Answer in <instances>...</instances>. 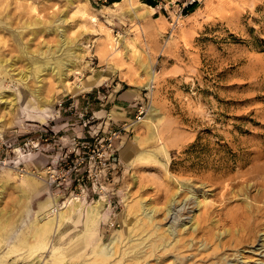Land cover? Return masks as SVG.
<instances>
[{"label":"rangeland","instance_id":"rangeland-1","mask_svg":"<svg viewBox=\"0 0 264 264\" xmlns=\"http://www.w3.org/2000/svg\"><path fill=\"white\" fill-rule=\"evenodd\" d=\"M188 1L164 0L166 9L154 1L147 14L89 0H0V57L12 59L10 72L24 71L32 51L40 56L61 38L75 51L63 82L50 71L42 75L43 107L17 74L0 75V91L18 100L0 135V187L10 181L0 208L23 230L56 197L59 209L68 198L84 210L99 202L100 238L120 235L121 218L133 219L132 212L145 233L171 232L168 252H148L141 264H264V0H196L188 5L193 11L176 13ZM24 45L28 56L21 55ZM149 107L160 117L155 143L145 142L149 129L141 124ZM110 131L121 132L106 164L88 157L79 165L89 156L83 145L100 148ZM149 149L154 157L137 160V151ZM49 166L64 177L52 183ZM26 171L41 182L28 201L29 217L14 186ZM140 200L150 219L139 212ZM83 220L48 232L45 250L29 262L45 264L55 247L66 250L84 232Z\"/></svg>","mask_w":264,"mask_h":264},{"label":"bare ground","instance_id":"bare-ground-1","mask_svg":"<svg viewBox=\"0 0 264 264\" xmlns=\"http://www.w3.org/2000/svg\"><path fill=\"white\" fill-rule=\"evenodd\" d=\"M126 4L130 5V8L128 10L133 13L143 8L146 10L147 14L154 10L147 4L139 3L138 0H121L112 4V6L120 8ZM32 9L33 10L31 11H33L34 13H38L36 6H33ZM49 30L52 32L59 31L57 27L50 28ZM71 43L72 42L68 39L61 38L56 48L48 47L47 50L40 51V56L36 55V53L33 51L31 52V50V54L30 56H28V46H20L21 55L24 54L28 56L27 69H25L24 71H19L18 73H12L10 72L13 70L14 65L12 59H3L2 57H0V75H3V77L13 78L14 74H17L18 77L15 80L18 79L19 82L25 84V93L30 95V97L38 100L40 102L39 107H43L47 104L48 100H43L41 97L43 91L42 84H39V82H41L43 79L42 75L50 71L57 75V79L59 81L62 80L63 82L66 79L65 71H72L75 67V64L70 60V58L73 57L75 53L74 49L70 48ZM57 52H60V54L56 56ZM17 59L20 60V57L18 56ZM29 79L34 82L33 86L26 84ZM88 84H92V81L90 80ZM64 85L66 86V84L63 83V86ZM146 85L149 86L150 83L147 82ZM65 86L63 88H66ZM78 89L81 90L83 88L79 85L76 86L75 90ZM17 101V97H10L8 94H6L5 91H0V110L3 109V114H6L3 116L0 115V135L2 134L3 128L6 127L9 119L16 111ZM157 113L158 112L153 107H149L148 114L141 122V124L146 125L149 129V134L145 142L155 143L159 140V136L157 133V123L160 121V117ZM157 150H164V147L160 146ZM127 152L123 149V158H127ZM155 153L154 151H150V149L137 151L135 157L139 161L145 159L147 160L151 157H154ZM20 175V179L25 177L22 184L14 186L19 191L18 196L20 197V200L18 202L23 205L24 212L29 217L30 198H32L34 193L38 191L41 186V182L36 179L30 171H26L23 174L19 173L18 176ZM9 182V180H5L4 183L1 181L2 184L0 187V200L2 198V191L4 190V186ZM58 200L59 197H56L54 201H49L48 203L50 206L41 204L40 210L37 211L36 216L34 217V219H31L30 225L25 230H23V228L21 227V222H18L17 220L12 221V218L10 216L11 214H9V212L8 214H5L4 211L6 210L3 211L0 208V244L5 241L6 243H4L7 245V251L3 254L2 257H0V264H17L18 260L20 259L28 262L26 264H31L32 262L29 261L33 257L38 256L39 253H37V251L39 250V248L45 250L46 245L43 247L41 245L43 244L44 237L48 232H51L55 228L61 229V227L65 223L73 224L75 228L76 226L79 227L82 218L84 219L82 222L84 223L85 229L81 236H78L76 239H74L66 250H64L61 246L55 247L52 252L51 258L47 260L45 264H64L65 261L67 262L66 264H72V262L76 260H82V264H104L105 262H112V259H114L116 255L122 256L120 260L115 262L116 264L120 263L122 259L132 260L135 264H141L145 262L148 252L149 255H154L156 254V251L161 248L164 249V252H168V238L170 236L169 233L171 232L168 231L167 234H160L154 231L152 233H145L146 230L143 228L141 220L138 219L136 215H134L135 212H132L130 214L131 216L133 215V219L131 220H127V216L129 214H126L125 218H121L122 226L125 227V229L122 228L120 235H110L100 238L98 237L97 232L94 231V228H98L101 218V206L99 202L86 206L84 210V206L83 204H81V202L68 198L64 201V205L62 206V208L59 209L57 207L58 204H56ZM138 204L140 208L139 212L142 214V217L150 219L151 212H149L148 210L150 206L145 205L143 203V200H140ZM154 208L156 207L152 208L153 211ZM167 208L168 210H170L169 207ZM148 241L151 242L148 243ZM123 242L125 243L123 244L124 248L118 251L117 249L121 247ZM175 247L176 244L173 245L174 249ZM21 250H24L25 252H20ZM87 250L88 252L90 251V254H88L89 257L85 259V256L87 254H84ZM14 254L15 257L17 256L18 258L14 259L12 262H9L8 259L13 257ZM82 256L84 258H82ZM41 258L42 256L39 258V260ZM180 260L182 261V258H180ZM37 263L38 261H35L32 264Z\"/></svg>","mask_w":264,"mask_h":264},{"label":"built area","instance_id":"built-area-1","mask_svg":"<svg viewBox=\"0 0 264 264\" xmlns=\"http://www.w3.org/2000/svg\"><path fill=\"white\" fill-rule=\"evenodd\" d=\"M92 4H94L95 6H107V5H112L115 2H113L112 0H89ZM156 2L155 4V8L157 9H166V5H164V0H154ZM196 0H190L186 3L183 4V7L179 8L176 13H180V15L183 14V11L186 7H188L189 4H193V2H195ZM144 112L143 109H141L139 111V115L138 117H140V115ZM121 131H110V135L104 139L106 141V144L104 143H100L101 147L99 148L97 144L91 145V144H84L83 148L85 149L83 152L84 153H88L89 156H85L81 159L80 164H83L86 162L88 157H91L92 159L95 160L96 162H99L101 164H106L104 162L105 156L107 154V151H109L110 149H112L113 146V139L120 133ZM103 142V141H102ZM53 166H49L48 167V173L50 174V179L52 181V183H56L57 181H60L64 175H61V173H59V170L57 169V167H53ZM77 167L76 165H73V167H70L67 172H73V170H76Z\"/></svg>","mask_w":264,"mask_h":264},{"label":"trees","instance_id":"trees-1","mask_svg":"<svg viewBox=\"0 0 264 264\" xmlns=\"http://www.w3.org/2000/svg\"><path fill=\"white\" fill-rule=\"evenodd\" d=\"M112 1H113V2H117V1H120V0H112ZM146 3H148V4L151 5V6L154 5V1H153V0H147ZM194 6H195V5H192V6L188 7L187 10H189V11H193Z\"/></svg>","mask_w":264,"mask_h":264}]
</instances>
